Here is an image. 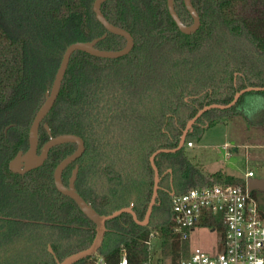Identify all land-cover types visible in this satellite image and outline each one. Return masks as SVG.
Listing matches in <instances>:
<instances>
[{"label": "trees", "instance_id": "obj_1", "mask_svg": "<svg viewBox=\"0 0 264 264\" xmlns=\"http://www.w3.org/2000/svg\"><path fill=\"white\" fill-rule=\"evenodd\" d=\"M93 2L0 0L2 125L12 121L30 123L52 86L67 46L103 33ZM141 2L146 4L147 12L141 9ZM111 3L114 8L109 18L132 31L136 38L134 51L116 59L75 52L48 121L55 134L73 132L85 139L79 182L82 195L97 211L111 214L132 206L143 219L154 188L151 155L159 148L177 147L187 121L200 107L231 102L241 86H264V0L195 3L202 26L192 35L179 31L166 0ZM183 4L181 0L178 11L187 21L190 15ZM160 18L162 23L158 22ZM159 25H163L160 30ZM155 30L161 37L164 33L163 39ZM147 42L162 45L169 54L163 66L144 60L145 48L150 45ZM124 44V37L112 33L100 42L108 50ZM235 72L240 73V83L234 79ZM188 95L195 96L192 105L186 103ZM239 113L255 123H264V90L247 91L230 108L210 109L205 117L212 126L226 115ZM203 132L197 126L186 141L200 138ZM74 147L65 145L62 153H70ZM183 149L161 152L155 158L161 180L150 223L140 225L131 213L122 212L107 221L99 253L75 264H99L100 256L108 264H118L124 255L128 264H144L151 256L148 241L152 233L161 240L157 250L160 260L176 263L189 257L191 241L174 230L171 189H164L169 188V176L162 174L173 168L174 180L180 183L176 193L214 183L245 186V179L223 170L205 176ZM259 193L252 192L258 201ZM259 210L264 218V202L259 201ZM81 218L82 224L94 226L84 214ZM211 225L222 228L219 216L201 223ZM95 234V227L83 230L85 241L81 247H88Z\"/></svg>", "mask_w": 264, "mask_h": 264}, {"label": "flooded vegetation", "instance_id": "obj_2", "mask_svg": "<svg viewBox=\"0 0 264 264\" xmlns=\"http://www.w3.org/2000/svg\"><path fill=\"white\" fill-rule=\"evenodd\" d=\"M111 1L117 2L119 0L105 1L102 4V11L105 14V16L112 23H114L109 18V15L112 14V10L114 8L112 7ZM175 1H176L175 4L176 10L179 13L178 11L179 3L181 2V0H175ZM201 1L203 0H192L194 6L195 3L198 4ZM140 5H141V9L147 12L146 4L141 2ZM183 5L186 11L189 13V11L185 6V3ZM166 6H167V0H166ZM189 15L190 18L187 21H184L182 17L181 16L180 17L184 23L191 25L193 23V18L190 13ZM200 19H201V15H200ZM158 22L162 23L161 18L158 20ZM101 25L103 26L104 31L100 36L106 34L108 31L102 23ZM201 26H202V20L199 28L195 32L190 34L183 33L179 28L178 29L184 35H192L195 34L200 29ZM162 28L163 25H159V30ZM159 30H155V34L157 35L158 38L160 37L163 39L164 33L162 32V37L159 36ZM129 31L132 33L131 30ZM109 33L111 32H108L105 38L108 36ZM132 35L134 36L133 33ZM97 37H93L90 40H93ZM104 39L99 40L96 44V47L99 49L108 50L106 49V47L100 45V42ZM134 39H135L134 46L132 50L126 55H129L134 51L136 46L135 36ZM147 43H149L150 45H147L148 48H145V53L147 52L146 57L148 58V56L152 55V58L150 60L144 58V60L145 61L152 60L154 63L158 64L157 65L158 67L163 66L162 62H164L167 57L165 55H169V54L165 50H163V48L161 47L162 45L161 46H159L158 44L156 45L154 42H147ZM125 44H126V40H125ZM125 44L122 47H124ZM126 55H123L121 57H124ZM104 59H116V58H104ZM197 96L200 95H196V97ZM193 97L195 96L188 95L185 97V100L187 101L186 103L188 105L190 104L192 105L193 102L192 99H194ZM200 109H198V111ZM206 112H204L196 120V122L193 125V130L191 132L196 131L197 126H200L204 130L209 126L208 118L205 117ZM48 115L44 118V120L41 122L40 125V139L37 148L38 154L41 153L42 146L50 139L51 135L57 136L60 134H65V133H58V134L53 133L51 125L49 124L48 121L49 119ZM34 117L35 115L31 119L30 123L24 122L20 124L13 121L7 122L3 125L0 123V264H57L58 260H62L65 257L81 249H84L81 247L82 243L85 241V238L83 236V230L88 231V230H92L93 227L96 228L95 224L93 226L86 221L85 222L87 224L85 223L82 224L81 216L84 213L81 211L76 201L72 197L61 192L56 185L55 170L58 164L67 155L71 154L72 152H74V150H76L77 145L75 143H65L53 147L49 151L46 159L41 164H39L34 168L26 169L25 161H22L21 165L17 166V170H13L11 168V162L18 155V153L21 151L26 152L29 149L30 146L29 129L33 122ZM46 125H49L51 133H49V131L47 130ZM176 125H178L177 120H176ZM185 127L183 128V130L185 129ZM72 144L75 145L74 150L64 155L62 153L61 148L64 147L65 145H72ZM85 146H86V142H85ZM83 154L75 161L69 163L65 167L62 173V180L64 185L69 186L71 180L74 178V172L75 170H77L76 177L74 178V185L75 188L80 193H81V187L79 182V177H80L79 174L81 171V166H82L81 158ZM165 175L169 176V179L167 180L169 184V188H164V189L165 190L173 189V192H176V186H179L180 183H176L174 180L173 168L169 167L162 174V177H164ZM86 218L88 217L86 216Z\"/></svg>", "mask_w": 264, "mask_h": 264}, {"label": "water", "instance_id": "obj_3", "mask_svg": "<svg viewBox=\"0 0 264 264\" xmlns=\"http://www.w3.org/2000/svg\"><path fill=\"white\" fill-rule=\"evenodd\" d=\"M107 0H95L93 4V10L96 14V18L98 21H100L105 28L108 30V32H111L113 34H117L120 36H123L126 40V44L121 49L117 50H105V49H99L96 47V44L99 40L104 39L107 35L104 34L100 37H97L93 40L88 41H76L71 44H69L63 54V57L61 59L60 65L58 67V70L55 74L53 83L51 88L45 93V99L43 103L41 104L40 108L35 114V117L33 119V122L29 129V141L30 146L29 149L26 152H19L18 155L12 160L11 162V168L13 170H17V166H20L22 161H25L26 163V169H31L39 164H41L47 157L49 151L58 145L65 144V143H75L77 145L76 150L72 152L71 154L67 155L57 166L55 170V180L57 188L63 192L64 194L72 197L78 206L80 207L81 211L92 221L94 222L96 228V234L94 239L92 240L91 244L81 249L67 257H65L62 260H58L57 264H74L82 259H85L89 256L95 255L99 253L103 241L105 238V234L107 231V221L116 217L117 215L121 214L122 212H129L133 215L134 220L140 224V225H148L150 223V219L153 213V208L157 204V198L159 195V189H160V172L159 169L155 163L156 156L161 152H176L179 149H182L183 146L186 143V139L188 137L189 132L193 130V125L196 122V120L206 111L213 109V108H219V109H227L230 108L232 105H234L238 99L241 97V95L247 91L251 90H264V86H249L243 89H240L237 91L234 95V98L231 102L227 104H221V103H212L209 105L203 106L197 114L192 117L186 124L185 129L183 130V133L181 135V139L179 141V144L177 147L174 148H159L157 149L150 157V161L152 164V167L154 169V188H153V195L151 197L150 203L147 207L146 214L143 219H139L135 209L132 206L123 207L121 209H118L111 214H102L94 207V205L86 200L82 194L75 188L74 185V178L76 177V172H74V178L71 180V183L69 186L64 185L62 180V173L65 167L75 161L77 158H79L85 151V141L84 139L73 133H65L60 134L57 136L51 135L50 139L42 146L41 153L38 154L37 148L39 145V139H40V125L41 122L44 120V118L48 115L50 110L52 109L53 105L55 104L62 84L63 80L66 74V71L68 69L70 60L72 55L76 51H85L89 54L103 57V58H117L121 57L123 55H126L129 53L135 43L134 36L132 33L126 29L125 27L116 25L112 23L103 13L102 11V4ZM185 6L189 13L191 14L193 18V23L191 25H188L183 22L181 19L179 13L176 10L175 0H167V7L169 10L170 15L172 16L173 20L175 21L178 28L186 34H190L195 32L200 24L201 19L199 12L197 11L196 7L194 6L192 0H184ZM47 130L49 133L50 127L49 125H46ZM246 186L249 192L253 191H264V177H248L246 179ZM176 192H172L171 195L173 196Z\"/></svg>", "mask_w": 264, "mask_h": 264}, {"label": "built area", "instance_id": "obj_4", "mask_svg": "<svg viewBox=\"0 0 264 264\" xmlns=\"http://www.w3.org/2000/svg\"><path fill=\"white\" fill-rule=\"evenodd\" d=\"M192 144V141L188 142L189 146ZM247 174L254 176L251 170ZM215 216H219L221 229L213 225L201 226L204 220L211 222ZM171 221L174 230L190 241L197 228L207 227L217 232L215 249L191 244L187 259L176 263L160 260V252L153 243V239L159 237L152 233L148 241L151 256L144 264H264V218L259 201L246 185L214 183L175 193ZM98 263L108 264L102 256ZM118 264H128L127 256L124 255Z\"/></svg>", "mask_w": 264, "mask_h": 264}, {"label": "rangeland", "instance_id": "obj_5", "mask_svg": "<svg viewBox=\"0 0 264 264\" xmlns=\"http://www.w3.org/2000/svg\"><path fill=\"white\" fill-rule=\"evenodd\" d=\"M238 72H235L234 79L240 83ZM243 88L246 86L238 90ZM226 116L208 126L200 138L190 137L193 146L186 141L184 153L205 176L223 170L245 179V185L250 170L254 172L253 177H264V123H255L243 113ZM258 199L264 202V191H260ZM217 238V232L200 227L193 232L191 242L194 246L215 249ZM153 243L154 248L160 250L161 240L155 238Z\"/></svg>", "mask_w": 264, "mask_h": 264}, {"label": "crops", "instance_id": "obj_6", "mask_svg": "<svg viewBox=\"0 0 264 264\" xmlns=\"http://www.w3.org/2000/svg\"><path fill=\"white\" fill-rule=\"evenodd\" d=\"M191 146H193V144H192ZM191 244H192V242H191ZM206 249H208V250H213V248H212V247H211V248H206Z\"/></svg>", "mask_w": 264, "mask_h": 264}]
</instances>
